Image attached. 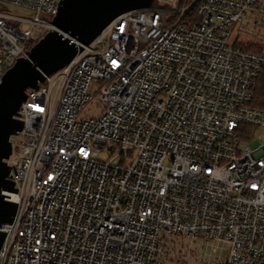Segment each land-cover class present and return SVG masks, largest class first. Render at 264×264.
<instances>
[{"label":"built area","instance_id":"obj_1","mask_svg":"<svg viewBox=\"0 0 264 264\" xmlns=\"http://www.w3.org/2000/svg\"><path fill=\"white\" fill-rule=\"evenodd\" d=\"M61 3L0 0V83ZM250 25L264 0H153L77 42L20 107L0 264H264V48L236 43Z\"/></svg>","mask_w":264,"mask_h":264},{"label":"water","instance_id":"obj_2","mask_svg":"<svg viewBox=\"0 0 264 264\" xmlns=\"http://www.w3.org/2000/svg\"><path fill=\"white\" fill-rule=\"evenodd\" d=\"M153 0H62L50 30L31 48L29 57L19 58L0 83V249L12 223L18 203L5 191L17 192L9 177L7 160L12 154L11 136L23 128L19 110L29 91L38 89L50 75L73 61L78 53L77 42L89 44L119 15L149 7Z\"/></svg>","mask_w":264,"mask_h":264},{"label":"rangeland","instance_id":"obj_3","mask_svg":"<svg viewBox=\"0 0 264 264\" xmlns=\"http://www.w3.org/2000/svg\"><path fill=\"white\" fill-rule=\"evenodd\" d=\"M1 9L4 10L6 13L23 17H30L32 14L31 10H27L25 8L11 4H2ZM236 43L253 50H262L264 48V25L261 26L260 29H257L256 27L254 28L251 25L242 27L236 37ZM99 111L100 110L97 106V103L93 102L92 104H88L85 107L84 115L88 117L95 116L98 115ZM195 247L196 248H193L199 252V248L197 246ZM200 248L202 253L211 252L210 247L200 246ZM189 261L190 264H201V262L197 258H190Z\"/></svg>","mask_w":264,"mask_h":264},{"label":"trees","instance_id":"obj_4","mask_svg":"<svg viewBox=\"0 0 264 264\" xmlns=\"http://www.w3.org/2000/svg\"><path fill=\"white\" fill-rule=\"evenodd\" d=\"M253 51L260 52L261 50H253ZM253 105L264 110V70L261 72L260 77L256 83V86L254 87Z\"/></svg>","mask_w":264,"mask_h":264}]
</instances>
